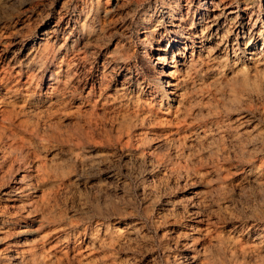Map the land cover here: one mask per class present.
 <instances>
[{
  "label": "rangeland",
  "instance_id": "rangeland-1",
  "mask_svg": "<svg viewBox=\"0 0 264 264\" xmlns=\"http://www.w3.org/2000/svg\"><path fill=\"white\" fill-rule=\"evenodd\" d=\"M215 1L205 20L193 21L199 0H0V68L17 111L11 126L25 137L11 147L0 127V200L29 173L31 196L48 203L26 217L15 248L49 246L50 264H188L185 241L197 252L209 237L224 242L235 230L240 238L246 231L250 246L251 225L264 229V56L244 53L249 38L264 36V0ZM216 14L220 34L211 36L205 29ZM78 18L85 23L67 39L72 65L50 78L56 59L71 58L60 48L62 32ZM193 31L187 44L203 41L206 50L193 61L189 50L185 65L178 55L182 71L169 74L171 56L162 60V50L174 34ZM121 116L123 134L111 130ZM77 156L106 159L87 171ZM37 172L49 173L46 188ZM4 208L9 219L14 209ZM115 223L126 239L93 249L92 237L111 242Z\"/></svg>",
  "mask_w": 264,
  "mask_h": 264
},
{
  "label": "bare ground",
  "instance_id": "bare-ground-1",
  "mask_svg": "<svg viewBox=\"0 0 264 264\" xmlns=\"http://www.w3.org/2000/svg\"><path fill=\"white\" fill-rule=\"evenodd\" d=\"M174 3L176 2V0H173ZM181 1V0H180ZM179 5V4H178ZM216 6V1L215 0H199L198 2V5L196 7V13H193L194 16H193V21L195 19H198L197 17H199V21L202 19L205 20V18L207 17V14L205 16V13H207V11L209 10V8L211 6ZM190 4L187 6V8L189 9L190 8ZM180 7V8H179ZM218 7V6H217ZM172 10H179L180 12L182 11L181 10V6H175L174 9ZM192 10V9H191ZM63 11V10H62ZM165 12V11H164ZM174 12V11H172ZM185 12V11H184ZM189 12V10L187 11ZM186 12V13H187ZM191 13V12H190ZM192 14V15H193ZM61 15V14H60ZM250 15H253L250 14ZM221 16L222 14H216L214 15L211 23H209L207 26H206V29H205V32L208 30L209 31V28L212 27L211 29V32L209 33L211 36H214V35H217L220 31V26H219V20L221 19ZM175 17V16H174ZM189 17V16H188ZM260 17V16H259ZM63 18V17H62ZM251 18V16H250ZM151 19V18H150ZM208 20V19H207ZM222 20V19H221ZM83 21V24L85 23L84 20H81L80 18L78 19H74V24L70 25L69 21L68 23L64 26L63 28V32L62 33H65L66 34V37H65V40L64 42L62 43L61 47L62 49H65L68 51V56L71 55V58H67L68 60L65 61L64 59L65 58H60V59H56L55 60V63L53 64V70L48 72V77H52L56 72L58 71H62V66L63 65H72L71 64V60L72 58L74 57L73 55L74 54H70V50H69V47L67 45V39H70L72 40V35L74 33V25L76 23H79ZM192 21V22H193ZM67 22V21H66ZM88 22V21H87ZM193 24V23H192ZM61 25V24H60ZM59 24L57 26H60ZM252 26V25H251ZM73 27V28H72ZM182 28V27H181ZM54 29V28H53ZM230 30V29H229ZM250 30V29H248ZM262 30V29H261ZM55 31V29L53 30ZM78 33V32H77ZM185 33V32H184ZM197 32L193 31V32H190L188 33L186 36H178L177 34H174V37L169 40L168 42V45L166 48H164L162 50V52H164V55L163 57H160L162 58V60H167V56L170 55V60L169 62H166L168 65L170 64V67H169V74H172V73H176L178 71H182L180 68V64L177 65L175 64L177 61V56L179 55V57L184 61L182 63V65H185V62H187V57H189V53H188V56H187V52L190 50V58L191 60L193 61L194 59V55L196 53H198L199 55H201L202 53H204V51L206 50L205 48V42H201V44H194L192 43L191 45L190 44H187V42L190 40L192 41L193 38L192 37H196ZM260 33V32H259ZM220 34V33H219ZM218 34V35H219ZM7 35V34H6ZM259 35H262V34H259ZM75 37V34L73 35ZM48 37V36H47ZM53 37V36H52ZM89 38V37H88ZM146 38V37H145ZM242 39V38H241ZM47 42L49 41H52L50 37L46 38ZM55 40V39H54ZM237 40V39H236ZM181 41L184 43V45L181 47L179 46V43H181ZM248 45L247 47L244 49V53L247 54V57L248 58H254L255 55H257V53H260V55L258 54L256 56V58L254 59H258L262 56H264V36L262 37H255V36H252L251 38H249L248 40ZM75 42H76V39H75ZM241 42V41H240ZM15 43V42H14ZM72 43V42H71ZM219 43V42H218ZM228 42H226L227 44ZM238 43V42H237ZM69 44V43H68ZM173 44H176L177 46L175 48H173ZM231 44V43H230ZM43 45V44H42ZM46 45V44H44ZM84 45V44H83ZM197 45V46H195ZM238 45V44H237ZM71 46V45H70ZM221 46V44H218L216 49L219 50V47ZM31 47V46H30ZM49 47V46H48ZM85 47V46H84ZM242 47V46H241ZM33 48V47H32ZM88 48V47H87ZM222 48V47H221ZM44 50V48H43ZM34 51V50H32ZM74 52V51H73ZM37 52H35V54H37ZM85 54V53H84ZM95 54V53H94ZM249 54V55H248ZM63 55V54H62ZM104 56V55H103ZM254 56V57H253ZM66 57V56H65ZM150 57V56H149ZM31 58V57H30ZM75 58V57H74ZM80 58V57H79ZM187 58V59H186ZM189 58V59H190ZM159 59V57H158ZM251 59V60H252ZM253 59V60H254ZM77 60V59H76ZM252 60V61H253ZM260 60V59H259ZM258 61V60H257ZM76 62V61H75ZM78 62V61H77ZM84 62V61H83ZM93 62V61H92ZM106 62V61H104ZM181 61H179L180 63ZM189 62V61H188ZM172 63H174L172 65ZM190 63V62H189ZM193 64V63H192ZM172 65V66H171ZM0 67H1V64H0ZM20 67V66H19ZM75 67V66H74ZM77 67V66H76ZM108 68V67H107ZM112 68V67H111ZM114 68L112 69V72H114ZM192 68V67H191ZM60 69V70H59ZM67 70L69 69L66 68ZM183 69V68H182ZM243 69V68H242ZM66 70V76H68V71ZM73 70V69H72ZM143 70V69H142ZM1 68H0V127H4L5 129V132L4 133H9L10 137L13 138L12 140V143L9 142V146L11 147H14L16 144H19V143H22L24 144L23 141H25V137H21L20 140L17 138V135H18V132L16 133L15 132V129L11 126V125H15L16 124H19L15 121V112L16 109H10L12 107H9L8 105L10 104L9 101H8V97L7 95L9 94L8 91H10V87H8L7 85V81L5 80L4 78V75L2 76V72H1ZM70 71V70H69ZM190 71V70H189ZM107 72V71H106ZM167 74V75H169ZM103 75V74H102ZM62 77V76H61ZM172 77V76H171ZM132 80V79H131ZM183 80V79H182ZM126 81L125 84L123 85V89L124 90H129V84H128V77L124 80ZM28 82V81H27ZM131 82V81H130ZM167 82V86H175L176 84L171 82L170 79L167 78L166 80ZM180 81H178L179 83ZM57 83H55V85L52 87V89H55L57 86H56ZM128 84V85H127ZM140 85V84H139ZM156 86V85H155ZM177 86V85H176ZM175 86V87H176ZM143 87V86H141ZM174 87V89H175ZM57 89V88H56ZM133 89V88H132ZM131 89V90H132ZM142 89V88H141ZM170 90L168 92V100L171 99V95H177L178 94V89L176 90ZM123 90V91H124ZM62 91V90H61ZM121 91V90H120ZM133 92V91H132ZM181 92V91H179ZM125 93V92H124ZM128 93V92H127ZM181 94V93H180ZM167 96V95H166ZM101 99V98H100ZM65 103V102H64ZM12 105V104H11ZM56 109V108H55ZM53 109V110H55ZM43 110V109H42ZM71 110V109H70ZM111 110V109H110ZM109 110V111H110ZM56 111V110H55ZM34 112V111H33ZM108 112V111H107ZM30 113V112H29ZM88 113V112H87ZM120 113V112H119ZM123 113V112H121ZM44 114V113H43ZM117 114V113H116ZM84 115V114H83ZM82 115V116H83ZM113 116V115H112ZM43 119V118H42ZM117 121H113L111 123V130H115L116 133H121L123 134L125 131L123 130L122 126L124 125L123 122L126 121V118L124 116H121V117H118L116 119ZM51 121V120H50ZM111 121V119H110ZM59 123V122H58ZM3 124H7V125H3ZM67 124V123H66ZM41 125V124H40ZM47 125V124H46ZM73 126V125H72ZM18 127V125H17ZM43 128V127H42ZM40 130V128H38ZM37 129V130H38ZM38 130V131H39ZM68 130V129H67ZM252 130V129H251ZM58 132V131H57ZM160 132V131H159ZM40 133V132H38ZM86 134V136L88 137L87 139H89L90 137L88 136V134L86 132H83ZM84 134V135H85ZM181 134V133H180ZM111 136V135H110ZM111 138V137H110ZM162 138V137H161ZM19 140V142L17 143L16 140ZM26 139H29L26 137ZM28 141V140H27ZM14 142L16 144H14ZM159 144V143H158ZM24 146V145H23ZM9 147V148H11ZM18 147V145H17ZM17 147H14V148H17ZM22 147V145H21ZM25 147V146H24ZM47 147V146H46ZM13 148V149H14ZM77 149H80V147L78 146ZM19 150V148L17 149ZM22 150V149H21ZM19 150V151H21ZM187 152V151H186ZM78 153V152H77ZM9 154V153H8ZM6 154V155H8ZM5 156V154H3ZM188 155V154H187ZM82 157V158H81ZM77 156L76 157V160H77V163L78 164H81V165H85L87 166V168L85 167V170L87 169L88 170H91V169H95L97 167H99L103 161L106 159V157L104 156H99L95 159H91V160H86L85 157L83 156ZM137 157L141 158L140 155H137ZM14 161V160H13ZM16 162V161H15ZM17 166L19 167L20 164L16 163ZM80 165V166H81ZM83 165V167H84ZM37 166V165H36ZM231 166V165H230ZM44 167V166H43ZM19 169V168H18ZM2 170V169H1ZM37 170V169H36ZM40 171V170H39ZM46 171V170H45ZM82 171V170H81ZM84 171V170H83ZM41 172V171H40ZM1 173V171H0ZM4 173V171L2 172ZM39 173V172H37ZM1 175V174H0ZM40 175V176H39ZM39 176L38 178L40 180H42V184H41V187L42 188H46L48 186V176H49V173L45 172V173H39ZM71 173L68 172V174H66L65 176L63 175V179L65 181H67V183L70 181L71 179ZM26 178V180H24L19 186H16L15 188L11 189V190H8V191H4L2 193V195L5 197L2 196V200H0V246H1V250H0V264H19L17 263L16 261L19 259V260H22V259H26L29 261H31V264H50V262H53L52 260L54 259L53 256H52V249L51 251L47 252L48 248L45 249V251H40V250H32V251H27L25 250L23 247L22 248H15V245H16V239H20L21 235L26 233L27 230V227H28V220L26 219V217H29L31 214L35 213V212H45V210L47 209L48 207V203L44 200V196L41 198H34L31 196L30 194V190L32 189V185L33 183L30 182L31 181V174H24L23 175V178ZM50 177V176H49ZM38 179V180H39ZM20 183V182H19ZM36 185V184H35ZM263 185V184H262ZM45 190V189H44ZM77 191V190H76ZM1 193V192H0ZM43 193V192H42ZM264 193V192H263ZM78 194V193H77ZM244 195V194H243ZM1 198V196H0ZM227 200V199H226ZM7 206L12 207V209H14V214L9 218V219H6L4 217V212H5V208H7ZM8 209V208H7ZM49 209V208H48ZM206 210V209H205ZM254 212V211H252ZM251 212V213H252ZM197 213V212H196ZM254 214V213H253ZM234 215V214H233ZM251 215V214H250ZM230 216V215H229ZM256 216V214H255ZM231 217H233L231 215ZM230 217V218H231ZM254 217V216H253ZM257 218V217H256ZM261 218V217H260ZM234 219V217H233ZM159 224V223H158ZM131 225V224H130ZM208 226V225H207ZM253 227V230L255 229L256 230V235H255V239L253 240L252 243H250V246L249 244L247 246H245L243 243H244V238L246 237V231L244 233H242L240 236H242L241 238L240 237H237L235 235V230L233 231H230L228 233H226V236H225V241L222 242L221 240H218V239H221L219 238L218 236H214L215 238L212 237H209L208 239L209 240H206L207 242H203L201 244H199L201 246V249H198L197 252H192L193 249L195 248L196 243H192L193 240L191 239L190 242L187 243V241H185V246L186 248L190 249L189 251H191V254H188V255H184V257H189L190 261L188 262V264H241L242 262H244L243 264H264V251L262 250H257V246L258 245H264V229L260 228V226L256 225V224H252L251 225ZM257 226V227H256ZM125 227V226H124ZM122 227L121 225L119 224H113V225H110L108 228H107V231L110 235H112V238L111 239V242L108 243L106 242L103 238V240L101 239H98L97 240V237H92V241H91V246L93 247V249H96L97 248H100V247H104V246H107V245H110V246H113L116 244V242H120L121 239H123L125 237L128 236V233L126 234L125 232V228ZM209 228V227H208ZM134 229V228H133ZM212 229V228H211ZM211 229H208V231H210ZM101 230V229H100ZM206 231V232H208ZM215 231V230H214ZM205 232V231H204ZM203 232V234H204ZM205 232V234H206ZM187 233V232H186ZM212 233V232H210ZM209 233V234H210ZM214 233V232H213ZM201 234V233H200ZM208 234V235H209ZM219 234V233H218ZM221 234V233H220ZM225 234V233H224ZM213 235V234H212ZM199 236V235H198ZM203 236V235H202ZM207 236V235H206ZM221 236V235H220ZM254 236V235H253ZM99 237V236H98ZM204 237V236H203ZM249 237V236H248ZM178 239V238H177ZM224 239V238H223ZM81 240V239H80ZM195 240V239H194ZM197 240V238H196ZM19 240H18V244H19ZM197 242V241H195ZM21 243V242H20ZM88 244H86L85 246H87ZM43 246V245H42ZM52 246V245H51ZM41 247V246H40ZM89 247V246H88ZM212 247V248H211ZM260 247V246H259ZM28 248V247H27ZM43 248V247H42ZM185 248V247H183ZM262 248V247H261ZM264 248V247H263ZM262 248V249H263ZM82 249V248H81ZM121 249V248H120ZM196 249V248H195ZM187 251V250H186ZM28 252V254H27ZM207 252H210L209 254H207ZM87 253V252H86ZM55 254V252H54ZM55 256V255H54ZM60 256V255H58ZM73 256V255H72ZM107 257V256H106ZM28 258V259H27ZM60 258V257H59ZM56 259V257H55ZM183 259V258H182ZM94 260V259H93ZM185 260V259H184ZM183 260V261H184ZM186 261V260H185ZM242 261V262H241ZM19 262V261H18ZM27 262V261H26ZM57 262V261H55ZM25 263V262H24ZM54 263V262H53ZM52 263V264H53ZM110 263V262H109ZM127 263V262H126Z\"/></svg>",
  "mask_w": 264,
  "mask_h": 264
}]
</instances>
